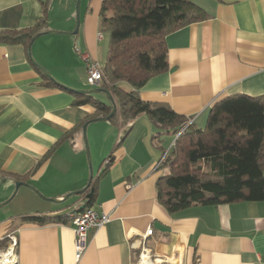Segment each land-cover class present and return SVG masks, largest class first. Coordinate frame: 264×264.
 <instances>
[{"label": "crops", "instance_id": "obj_1", "mask_svg": "<svg viewBox=\"0 0 264 264\" xmlns=\"http://www.w3.org/2000/svg\"><path fill=\"white\" fill-rule=\"evenodd\" d=\"M54 1L0 0V31L33 27L46 2L41 31H48ZM73 2H64L68 32ZM101 3L80 0L82 18L72 47L80 57L77 72L82 69L85 77L82 54L99 63L103 53ZM196 4L207 18L165 36L167 70L147 81L138 95L143 101L166 103L201 128L215 101L264 95V0ZM54 42L40 35L27 45L0 43V177L34 189L21 185L14 207L4 210L14 188L11 182L0 187V241L6 240L0 249L8 243L7 233L16 231L15 264H136L142 247L152 264H264V200L192 204L175 213L159 202L156 182L163 170L157 164L172 149L175 136L163 130L156 136L159 129L145 114L126 126L85 122L90 154L97 161L91 206L109 220L88 231L79 261L70 220L25 219L65 217L85 208L88 200L89 190L65 196L86 185L84 124L79 123L94 109L73 103L72 90L80 89L76 81L68 84L54 75L57 65L45 53ZM72 65L68 75L76 74ZM42 70L60 84L47 78L52 82L47 85ZM120 87L131 90L124 82ZM149 228L151 235L143 238Z\"/></svg>", "mask_w": 264, "mask_h": 264}, {"label": "trees", "instance_id": "obj_2", "mask_svg": "<svg viewBox=\"0 0 264 264\" xmlns=\"http://www.w3.org/2000/svg\"><path fill=\"white\" fill-rule=\"evenodd\" d=\"M47 12L46 2L42 17L33 27L0 31V43L29 44L43 32ZM207 16L191 0L101 3V31H107L109 39L101 67L102 80L96 88L108 91L115 103V112L108 121L126 126L139 114H145L159 129L156 136L160 130L175 136L172 149L163 152L158 166L163 173L156 182L158 200L169 213L192 204L264 200V95H234L215 101L201 128L166 103L143 101L138 95L147 81L167 70L165 36ZM43 77L47 85H52L45 73ZM122 82L130 85L131 90H123ZM72 93L75 105H90L94 109L79 126L88 119L106 117L112 110L109 100L102 101L85 92ZM90 187L93 188L85 208L92 207L93 179ZM25 219L38 223L69 220L67 215H33ZM5 243L6 240L0 241V247Z\"/></svg>", "mask_w": 264, "mask_h": 264}, {"label": "rangeland", "instance_id": "obj_3", "mask_svg": "<svg viewBox=\"0 0 264 264\" xmlns=\"http://www.w3.org/2000/svg\"><path fill=\"white\" fill-rule=\"evenodd\" d=\"M76 1L77 0H74V2H73L72 11L70 10V12L74 15V18L72 21L73 25L71 27L72 28L71 31H73V29L75 28V24H76V19H75ZM191 1L196 2L198 4H201L203 2V0H191ZM64 2H65V0H55L54 2L51 3L50 9L53 12V15H52L53 17H51V21L49 23V30L48 31H57V32H61V33L68 32L67 29H65L67 27V25H64L65 22L63 19L64 15H65L64 14V10H65ZM79 18L81 21L82 13L80 12V8H79ZM43 35L45 37V40L48 39V40H52V41L54 40L55 41L54 44L49 45L47 47L46 52H45L48 54V56L50 57L51 60H54L55 66L57 65L58 70L53 71L54 75L57 78H59L60 80H63V82H66L68 84H75L72 82L76 81L77 85H75V86H78L80 89L74 88L75 90H91V89L96 88V87H94V86H92L86 82V77H85L82 69L80 70L79 74L77 72L78 63H80V57H79L78 53L74 51V49H73L74 47H72L74 35H64V34H43ZM108 39H109V33L107 31H103V41L101 42L103 53H102V57L100 59L101 61L99 62L101 65H103V62H104L106 49H107V45H108ZM74 62H75L74 72L76 74L73 73V74L68 75V73L71 72V69L73 68L72 64ZM65 65H68V67L71 66L70 69L67 70ZM79 68H80V66H79ZM55 80L58 81L57 79H55ZM93 96L99 100L108 101V98L104 93L98 92V93L93 94ZM87 143H88V153H86V151H85V155L87 158V167H88L87 181H88L89 177H90V173H91L92 177H94L96 174L97 161L95 160L94 157H91L90 145L88 142V136H87ZM91 150H93V149H91ZM89 163H90V166H89ZM87 181H86V183H87ZM7 182H11L13 188L15 189L17 182L13 183L8 178L0 177V187L6 186ZM18 188L22 189V186H19ZM14 189H13V191H14ZM13 191H12V193H13ZM12 193L10 194V196L12 195ZM19 195H20V191H18V189H17L15 194L13 195V197L11 199H9L5 202L2 201V202H4V204L2 205L4 210H9V209L13 208L15 203L17 202ZM2 202H0V204Z\"/></svg>", "mask_w": 264, "mask_h": 264}, {"label": "built area", "instance_id": "obj_4", "mask_svg": "<svg viewBox=\"0 0 264 264\" xmlns=\"http://www.w3.org/2000/svg\"><path fill=\"white\" fill-rule=\"evenodd\" d=\"M97 39H102V34L100 32L97 34ZM82 57L86 62V82L94 87H97L102 80L101 66L96 60L90 58L87 53H83ZM162 159L163 156L157 166H159ZM67 217L70 220L74 232L75 261L77 262L86 249L88 243V231L90 229L103 226L109 220V216L105 213L98 212L93 207H88L81 212L69 213L67 214ZM151 233L152 229H147L143 238L147 235H151ZM7 238L8 243L6 247L0 249V264H15L18 259L16 253V231L7 233ZM145 261L151 263V256L149 255L147 249L142 247L138 254L136 264H146Z\"/></svg>", "mask_w": 264, "mask_h": 264}, {"label": "water", "instance_id": "obj_5", "mask_svg": "<svg viewBox=\"0 0 264 264\" xmlns=\"http://www.w3.org/2000/svg\"><path fill=\"white\" fill-rule=\"evenodd\" d=\"M79 6H80V0H77V1H76V5H75V19H76V24H75V28L73 29V31H71V32H65V33L57 32V31H46V32H42V33H40V34L35 35V36L32 38L31 42H32L35 38H37V37H39L40 35H43V34H64V35H74V34H76L77 31H78L79 23H80V18H79ZM28 52L30 53V47L28 48ZM42 71H43V72H44V73H45V74H46L51 80H53L54 82H57V81H55V80L51 77V75H49L45 70H42ZM57 83H58V82H57ZM58 84H60V83H58ZM74 91H77V92H85V93H88V94H95V93L101 92V93H104V94L107 96L109 102H110L111 105H112V110H111V112H110L109 115H107L106 117L96 118V119H94V121H98V120H108V119H110V117H112V115L114 114L115 109H116V107H115V103H114V101H113V99H112V97H111V95L109 94L108 91L103 90V89H101V88H94V89H91V90H74ZM86 126H87V123H85V124L83 125V127H82V133H83V139H84L85 151H86V153H88V143H87V137H86ZM89 166H90V163H89ZM92 178H93V177H92V175H91V173H90L89 180L87 181L85 187H83L82 189L77 190V191H75V192H73V193H70L69 195H66L65 198H67V197L70 196V195L82 194L83 192H86V190H88V189H89V193H88V195H87V198H89V196H90V194H91V192H92V188L89 186L90 183H91ZM21 185H26L27 187L33 189L32 187H30L29 185H27V184H25V183H23V182H17L16 187H15V189H14V191H13L11 197H13V195H14L15 192H16V190H17L18 187L21 186ZM33 190H34V189H33ZM40 196H41V195H40Z\"/></svg>", "mask_w": 264, "mask_h": 264}, {"label": "bare ground", "instance_id": "obj_6", "mask_svg": "<svg viewBox=\"0 0 264 264\" xmlns=\"http://www.w3.org/2000/svg\"><path fill=\"white\" fill-rule=\"evenodd\" d=\"M145 263H146V264H151V263H150V262H148V261H145Z\"/></svg>", "mask_w": 264, "mask_h": 264}]
</instances>
